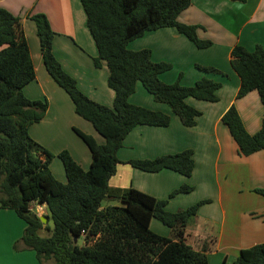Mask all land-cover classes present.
<instances>
[{
	"label": "trees",
	"instance_id": "1",
	"mask_svg": "<svg viewBox=\"0 0 264 264\" xmlns=\"http://www.w3.org/2000/svg\"><path fill=\"white\" fill-rule=\"evenodd\" d=\"M79 2L97 50L93 65L100 68L104 63L108 71L107 86L114 93L112 108L86 98L74 79L62 71L52 54L54 34L46 17L33 14L29 19L34 24L45 72L69 97L75 114L90 123L103 139L99 145L73 129L89 150L87 170L67 151L54 156L30 138L28 130L42 120L47 103L24 96L23 88L35 79L29 49L20 31L19 18L0 9V209L12 210L25 224L14 249L33 251L38 264H207L204 253L185 243L184 229L200 203L170 213L164 208L166 201L136 190L108 186L124 137L136 126L164 128L169 124L167 115L129 104L128 98L137 83L155 102L168 106L185 127L195 125L199 116L197 110L185 104V99L217 101L215 92L219 84L204 78L191 87H182L178 82L164 84L159 75L170 69L169 64L152 62L149 50L126 49L129 42L145 32L162 28L174 29L198 49L209 47V41L197 38L195 26L177 21L192 0ZM230 65L240 81L237 97L255 91L264 107V50L256 46L248 52L236 45L230 53ZM221 121L240 155L264 152V117L259 131L253 135L245 131L233 106ZM191 155L186 150L128 164L145 173L170 170L188 177L193 168ZM54 157L61 162L65 183L57 181L49 169ZM189 190L183 185L169 197ZM255 193L264 197V190ZM107 200L120 202L122 206L103 207L102 202ZM34 205L45 206L43 218L46 223L51 222V227L36 216ZM151 219L168 228L171 239L153 233L148 227ZM42 231L47 232L46 237L40 236ZM79 239L83 240L82 245H78ZM232 264H264V244L240 251Z\"/></svg>",
	"mask_w": 264,
	"mask_h": 264
},
{
	"label": "crops",
	"instance_id": "2",
	"mask_svg": "<svg viewBox=\"0 0 264 264\" xmlns=\"http://www.w3.org/2000/svg\"><path fill=\"white\" fill-rule=\"evenodd\" d=\"M0 9L19 18L20 31L29 49L35 79L23 88V94L29 100L47 103L42 120L28 130L30 138L54 156L67 151L87 170L89 150L73 129L91 137L96 144L101 145L103 139L90 123L75 114L69 97L45 72L34 24L29 19L33 14L46 17L54 34L52 54L62 71L74 79L86 98L112 108L114 93L107 86L108 71L104 63L100 68L93 65L97 50L79 0H0ZM177 21L195 26L197 38L209 41L210 46L198 49L174 29L162 28L145 32L129 42L126 49L149 50L152 62L169 64L170 69L159 75L164 84L178 82L182 87H191L202 78L219 84L215 92L217 101L185 99L187 106L199 112L195 125L185 127L168 106L155 102L137 83L128 98L129 104L163 113L169 117V124L164 128L136 126L124 137L116 152L117 164L108 186L136 190L166 201L164 208L170 213L200 203L184 229L185 243L204 253L207 264H232L240 251L264 244V197L255 193L264 190V152L240 155L221 121L233 106L249 135L260 129L264 107L255 91L237 97L240 81L231 68L230 53L236 45L248 52L256 46L264 50V0H192ZM55 46L67 54L57 51ZM186 150L191 151L193 163L188 177L170 170L145 173L128 164L132 160H153ZM49 169L57 181L65 183L62 165L56 157L50 161ZM183 185L190 190L169 197ZM102 206L122 204L107 200ZM154 221H149V229L171 239L170 230ZM24 227L12 210L0 209V264H38L33 251L14 249Z\"/></svg>",
	"mask_w": 264,
	"mask_h": 264
},
{
	"label": "rangeland",
	"instance_id": "3",
	"mask_svg": "<svg viewBox=\"0 0 264 264\" xmlns=\"http://www.w3.org/2000/svg\"><path fill=\"white\" fill-rule=\"evenodd\" d=\"M55 49H57L56 48V46H55ZM60 50H58L57 49V51H59V52H61V53H63V54H67V52L65 51L64 52V50L62 49V48H59ZM105 66V65H104ZM105 68H106V66H105ZM107 70V69H106ZM31 101H40V100H31ZM55 158V157H54ZM56 160L59 162V164H61L60 163V161H59V159L56 157ZM49 164H50V162H49ZM45 213H46V211H45V208H44V214L43 215H41V216H39V218L47 225L48 223H46V220L43 218V216L45 215ZM154 222H156L157 224H159V225H161L162 226V224L161 223H159L158 221H154ZM50 225V227L52 226V224H51V222L48 224V226ZM164 228V227H163ZM40 236L41 237H46L47 236V232L46 231H42L41 233H40ZM77 243H78V245H82L83 244V240L81 239H79L78 241H77ZM47 264H50V263H47Z\"/></svg>",
	"mask_w": 264,
	"mask_h": 264
},
{
	"label": "built area",
	"instance_id": "4",
	"mask_svg": "<svg viewBox=\"0 0 264 264\" xmlns=\"http://www.w3.org/2000/svg\"><path fill=\"white\" fill-rule=\"evenodd\" d=\"M44 208V205H34L32 210L36 214V216L39 217L44 214Z\"/></svg>",
	"mask_w": 264,
	"mask_h": 264
}]
</instances>
